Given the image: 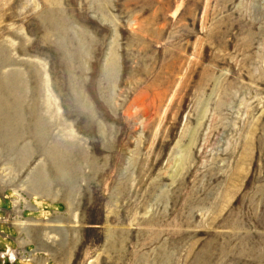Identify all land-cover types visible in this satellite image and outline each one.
<instances>
[{
	"label": "rangeland",
	"instance_id": "obj_1",
	"mask_svg": "<svg viewBox=\"0 0 264 264\" xmlns=\"http://www.w3.org/2000/svg\"><path fill=\"white\" fill-rule=\"evenodd\" d=\"M0 194L24 263L264 264V0H0Z\"/></svg>",
	"mask_w": 264,
	"mask_h": 264
},
{
	"label": "crops",
	"instance_id": "obj_2",
	"mask_svg": "<svg viewBox=\"0 0 264 264\" xmlns=\"http://www.w3.org/2000/svg\"><path fill=\"white\" fill-rule=\"evenodd\" d=\"M14 204L0 194V264L5 260L14 264H41L36 257L28 262L21 260V242L16 238L15 232L20 231L22 224L15 220Z\"/></svg>",
	"mask_w": 264,
	"mask_h": 264
},
{
	"label": "water",
	"instance_id": "obj_3",
	"mask_svg": "<svg viewBox=\"0 0 264 264\" xmlns=\"http://www.w3.org/2000/svg\"><path fill=\"white\" fill-rule=\"evenodd\" d=\"M3 264H14V263H10L8 260H5Z\"/></svg>",
	"mask_w": 264,
	"mask_h": 264
}]
</instances>
